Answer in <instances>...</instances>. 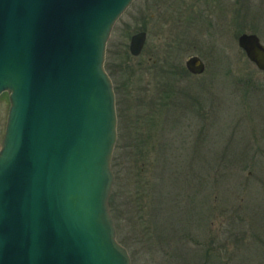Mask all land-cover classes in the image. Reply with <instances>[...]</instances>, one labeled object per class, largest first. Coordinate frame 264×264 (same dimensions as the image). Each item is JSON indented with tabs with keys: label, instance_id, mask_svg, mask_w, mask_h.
<instances>
[{
	"label": "rangeland",
	"instance_id": "1",
	"mask_svg": "<svg viewBox=\"0 0 264 264\" xmlns=\"http://www.w3.org/2000/svg\"><path fill=\"white\" fill-rule=\"evenodd\" d=\"M220 1L134 0L108 40L118 115L110 207L132 264H264V71L238 44L243 33L264 43V0ZM139 32L146 47L134 56ZM194 55L203 74L182 70L165 81L166 59L174 73ZM165 89L174 92L160 95ZM9 108L3 93L0 149ZM144 141L157 147L146 160ZM244 148L246 163L233 175L240 184L229 191L222 180L213 190L212 176L224 178L231 161L225 151Z\"/></svg>",
	"mask_w": 264,
	"mask_h": 264
},
{
	"label": "water",
	"instance_id": "2",
	"mask_svg": "<svg viewBox=\"0 0 264 264\" xmlns=\"http://www.w3.org/2000/svg\"><path fill=\"white\" fill-rule=\"evenodd\" d=\"M133 1L0 0V264H132L110 207L118 115L105 60ZM146 36H132V55ZM238 44L264 71L260 37ZM186 67L201 75L206 63Z\"/></svg>",
	"mask_w": 264,
	"mask_h": 264
},
{
	"label": "trees",
	"instance_id": "3",
	"mask_svg": "<svg viewBox=\"0 0 264 264\" xmlns=\"http://www.w3.org/2000/svg\"><path fill=\"white\" fill-rule=\"evenodd\" d=\"M169 63H171V61L166 59L165 60V64L167 65L166 68H168V72L166 73V76H165V79L166 80L165 81H167V82H170V81H172L174 79V83H175L176 82V79H178V73L180 74V76L182 75L181 74L182 73V70L184 71L183 72L184 76H186V75H188V73H190L186 68L180 69V67H178V65L173 66L174 73H171L172 66L170 67L171 64H169ZM173 92L174 91L172 89H169L168 91H166V89H165L164 91H162V93L160 95L163 94V95H167L166 97H168V95H171ZM160 103H158V104H160ZM163 105H162L163 107H166L167 108V106L168 105H171V103L166 102V104L164 103ZM153 113H154V111H153ZM152 117H153V115H152ZM233 138L234 137L231 136V140L229 141L230 144L233 143V141H232ZM148 143L149 142H145L144 141V145L142 147L143 149H140V154H141L140 156H141V158L143 157L145 160L148 158V155L149 154H152V151L153 150L154 151H157V147L156 146H155V148H153V146H151V144L153 142H151V144H148ZM249 151H250L249 148H248V150H245V148H244L242 150H236V151H230V152H229V149H227L225 151L224 154L225 155H228L230 157L231 161L229 162L230 164L226 167L227 173L225 174L224 178H217V177L214 178V175L212 176V180L214 182V184H213L214 189L213 190L221 191L220 185H221V181L222 180L229 181V183H230V189H229V191H231L232 189H234L235 187H237L240 184V183L234 181V178H236V177L233 176V175L234 174H239L238 172L243 169L242 167L246 163V160H247L246 157H247ZM211 166H213V165H208V168L207 169H211L212 168V170L215 171L213 173L214 174L215 173L218 174L217 168L214 169L215 166H213V167H211ZM202 168H203V166L199 170H201ZM201 175H202V173H199V171H198V173L196 174V177H198V176L200 177ZM201 181H202L201 184L204 185V181L203 180H201ZM146 185H148V183H145L144 184V187ZM150 191L154 192L155 189L150 188ZM233 191H235V190H233ZM237 216L241 219V214L239 212H238V215ZM237 236L238 237H236V240H239L240 237L242 236V234L241 233H238ZM210 248L211 247H209L207 249L208 254H210V252H211L210 251Z\"/></svg>",
	"mask_w": 264,
	"mask_h": 264
},
{
	"label": "flooded vegetation",
	"instance_id": "4",
	"mask_svg": "<svg viewBox=\"0 0 264 264\" xmlns=\"http://www.w3.org/2000/svg\"><path fill=\"white\" fill-rule=\"evenodd\" d=\"M216 2V1H215ZM220 2H222V0L220 1ZM222 7V6H221ZM223 10V9H222ZM146 42H147V36H146ZM146 42H145V45H144V48L146 47ZM192 45V44H191ZM194 46V45H193ZM144 48H143V51H144ZM189 48H192V47H189ZM142 51V52H143ZM142 54V53H141Z\"/></svg>",
	"mask_w": 264,
	"mask_h": 264
}]
</instances>
